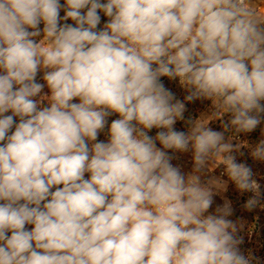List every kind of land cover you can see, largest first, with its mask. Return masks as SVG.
<instances>
[{
  "label": "clouds",
  "instance_id": "1",
  "mask_svg": "<svg viewBox=\"0 0 264 264\" xmlns=\"http://www.w3.org/2000/svg\"><path fill=\"white\" fill-rule=\"evenodd\" d=\"M262 4L0 0V264L258 261L239 248L231 202L209 212L226 181L201 176L210 161L223 164L252 193L242 207L264 208L232 143L264 119ZM162 77L179 80L183 101ZM196 100L211 101L214 117L230 114L222 131L207 116L175 129ZM250 147L264 161V139ZM167 150L190 151L191 173Z\"/></svg>",
  "mask_w": 264,
  "mask_h": 264
},
{
  "label": "rangeland",
  "instance_id": "2",
  "mask_svg": "<svg viewBox=\"0 0 264 264\" xmlns=\"http://www.w3.org/2000/svg\"><path fill=\"white\" fill-rule=\"evenodd\" d=\"M259 10L261 12H264V4H262V6L260 7ZM161 81L163 82V84L165 85L166 88H168L169 90H171L175 94V97L177 99H179L181 101L184 100V97L187 95V92L180 86L178 79L177 80H169L167 77H162ZM185 104H186L185 113H187L190 116V118L193 117L194 115H196L197 118H195V119L192 118L193 120H196V119L198 120L202 116L209 117L208 126L211 127L213 130L222 131L223 130L221 127L222 121H227L230 119V114H225L224 116H215L214 117L213 112H212L213 109L211 106V101L196 100L194 102H185ZM262 115H264V114H262ZM180 121L181 120H178L177 123L174 125L175 129L179 130V131L187 132L188 128H189V125L186 124L187 119L182 120L181 121L182 124L178 128V123ZM262 129H264V119H262L261 124L258 125L257 128L254 130L258 134L256 133L257 136H255V139L253 142L258 143L261 139H264V135H262ZM158 131H160V130L153 128L152 130H150L149 135L155 136ZM253 132L246 133V134L253 135ZM225 135L227 137L228 135H231V134L226 133ZM241 142H243V138L239 140L238 136L234 137L233 141H232V143L234 145L236 143L239 144ZM245 145H246V142H245ZM157 147H162L158 141H157ZM167 151H168L169 155L174 156V159L171 161L174 166L180 167L181 171L185 175L191 173L192 168H193V160H192V153L190 151L184 152V153L173 152L172 150H167ZM253 161L254 162L252 163V166L249 165L252 169L256 165V161L254 159H253ZM212 178L219 179L222 181H226V184L223 186V188H214V191H215V194L213 197L214 203H213L212 207L209 209V212L210 213L214 212L217 205H222L224 200H228L232 204L233 214H234L235 204L238 201H235L232 198V196H233L232 195V193H233L232 183L233 182L228 178L226 173H224V165L220 164L219 162H217L215 160L209 162L208 170H206V172L201 176V180H202V182H206L207 180L212 179ZM253 178L257 180L258 176L256 174H254ZM260 186H261L262 197H264V184L260 185ZM237 191L240 192L238 189H237ZM261 204L264 205V198L261 199ZM262 209H264V208H262ZM233 214L230 217H228V219L232 220L235 223ZM259 236L264 238V233L260 232ZM240 237H242L243 241H244L245 237H247V233L242 231ZM258 262H261L260 257H258Z\"/></svg>",
  "mask_w": 264,
  "mask_h": 264
},
{
  "label": "trees",
  "instance_id": "3",
  "mask_svg": "<svg viewBox=\"0 0 264 264\" xmlns=\"http://www.w3.org/2000/svg\"><path fill=\"white\" fill-rule=\"evenodd\" d=\"M60 2H61V4H63L64 0H60ZM60 15L61 16L64 15L63 9L61 10ZM100 16H101V23H100V25H98V28H102L104 23H106L107 19H108L106 16H104V14L102 12L100 13ZM61 23H65V21H61ZM66 23L72 24L74 22L71 20H68V21H66ZM40 27L43 28V25L41 24ZM42 76H43V72L41 71L37 75V82L45 83L42 79ZM48 92H49V89L45 86L43 93H48ZM73 102L78 103L79 100L75 99ZM10 114H11L10 112L6 113V115H10ZM117 118H118V114H113L112 116L107 117L108 126H110L112 120L117 119ZM192 118L195 119V118H197V116L194 115L193 117L190 118V116L187 113H184V119L189 120ZM14 119L18 122V118H14ZM181 124H182V122L180 121L178 123V128L180 127ZM108 126H106L105 130L99 134L98 140L107 142L108 138L106 136V132H107ZM13 131H14V129H13ZM256 133L257 132L254 131L253 135L245 134V133L239 134L238 139L240 140L243 138V142L239 143V145H241L239 152L234 153V155H236L238 163H246L248 166L249 165L252 166V163L254 161H253V158L251 156L250 146H254L255 144H257L255 142H253L255 139V136H257ZM245 142H246V145H245ZM241 153H242V155H241ZM255 161H256V165H255V167H253L252 170H253V173L258 176L257 182L260 185H263L264 184V161H257V160H255ZM89 176H90L89 173H85L86 179L89 178ZM232 186H233L232 198H233V200L238 201L235 204L234 214H233L235 223H236L237 228H238L237 235L240 237L242 231L247 233V237H245L244 241L239 245V248H240L241 252L246 254V255L251 253L256 258H258V257L261 258V262L254 260L253 264H264V238L259 236L260 232L264 233V209H262L261 207H257L255 209H253L252 211H248V210L244 209L242 207V205L244 203H246V201L252 195V193L238 192L234 183H232ZM60 187H62V185H60ZM54 190H55V188L53 189V191ZM32 227H33V225H26V228L28 230H31ZM10 234L11 233H8V235H10Z\"/></svg>",
  "mask_w": 264,
  "mask_h": 264
}]
</instances>
